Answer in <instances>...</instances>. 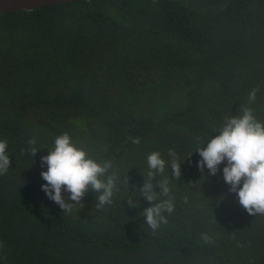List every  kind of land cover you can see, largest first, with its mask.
I'll return each instance as SVG.
<instances>
[{"label":"trees","instance_id":"obj_1","mask_svg":"<svg viewBox=\"0 0 264 264\" xmlns=\"http://www.w3.org/2000/svg\"><path fill=\"white\" fill-rule=\"evenodd\" d=\"M242 107L264 121V0H77L0 13V139L12 160L0 175V264H264V215L230 191L226 161L216 175L198 167L197 148ZM65 132L112 161L111 205L98 208L89 191L67 212L42 191V157ZM169 149L182 175L154 177L169 180L175 211L153 232L140 194L146 157L170 160Z\"/></svg>","mask_w":264,"mask_h":264},{"label":"clouds","instance_id":"obj_2","mask_svg":"<svg viewBox=\"0 0 264 264\" xmlns=\"http://www.w3.org/2000/svg\"><path fill=\"white\" fill-rule=\"evenodd\" d=\"M258 91L250 90L249 103L255 102ZM241 112V115L226 117L219 135L211 138L206 147L197 148L202 157L198 167L203 171L206 166L211 175H216L219 166L226 161L223 175L225 182L230 185V191L238 194L239 203L248 214L264 215V121L258 120L250 107H242ZM28 143L30 147L27 151L33 157L36 156V139L32 138ZM132 143L139 145L141 140L135 137ZM167 155L170 160H166L159 151L147 155L149 171L140 189L141 196L152 205L144 209L142 215L153 232L168 223L164 213L171 215L175 211V198L171 194L169 180L165 178L154 185V177L163 175L169 167L175 179H180L182 175L178 154L174 149H169ZM11 165L8 142L0 139V175L7 174ZM43 165L47 166V171L41 173L42 179L46 181L42 191L64 211L70 212L74 204H79L89 191L99 193L97 207L103 208L113 203V196L119 191L116 173L109 174L113 168L112 161L99 162L91 158L84 148L73 142L67 132L55 138L54 147L42 157ZM156 187H159V193L155 191ZM65 191L70 193L69 200L74 203L66 202L63 196ZM161 196L166 199H160ZM128 203L130 207L136 206L131 199ZM201 239L212 242L208 233H202Z\"/></svg>","mask_w":264,"mask_h":264},{"label":"water","instance_id":"obj_3","mask_svg":"<svg viewBox=\"0 0 264 264\" xmlns=\"http://www.w3.org/2000/svg\"><path fill=\"white\" fill-rule=\"evenodd\" d=\"M77 0H0V13L16 11V10H31L45 5H54Z\"/></svg>","mask_w":264,"mask_h":264}]
</instances>
